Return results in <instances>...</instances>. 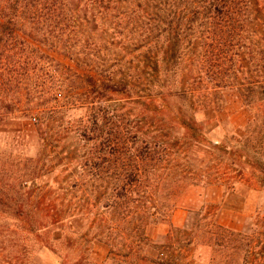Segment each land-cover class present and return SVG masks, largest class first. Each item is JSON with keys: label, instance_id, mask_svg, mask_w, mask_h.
Returning a JSON list of instances; mask_svg holds the SVG:
<instances>
[{"label": "trees", "instance_id": "16d2710c", "mask_svg": "<svg viewBox=\"0 0 264 264\" xmlns=\"http://www.w3.org/2000/svg\"><path fill=\"white\" fill-rule=\"evenodd\" d=\"M263 89L264 0H0V264H96L95 242L103 264H201L203 247L264 264V210L235 231L184 203L224 166L235 191L242 158L264 187ZM228 90L253 117L214 143L201 116ZM180 207L195 223L160 247Z\"/></svg>", "mask_w": 264, "mask_h": 264}, {"label": "rangeland", "instance_id": "374dc122", "mask_svg": "<svg viewBox=\"0 0 264 264\" xmlns=\"http://www.w3.org/2000/svg\"><path fill=\"white\" fill-rule=\"evenodd\" d=\"M225 96L226 103L222 110H209L204 112L201 116V119L209 124L207 130L208 138L214 143H219L226 136L229 138L231 136H243L247 124L253 117L252 107L244 101L243 97L237 90H228L225 92ZM259 96L260 99L264 98V89L259 92ZM8 136L9 135L6 133H0V153L5 152L7 149L6 154L9 155L10 149L5 145ZM240 162L244 167V176L235 186V191L226 192L225 180L233 175L230 174L228 166H224L228 172L226 171V173L223 174L221 184L206 188H192L186 195L184 200L185 205L193 210H199L204 206V214L206 213L208 217H212L214 220L224 225V222L237 221V216L229 213L231 209L225 201L226 195L237 193L245 200L244 213L239 217L243 230L250 217L254 216L257 211L264 210V187L260 185L262 176L259 173L253 174L250 171L245 170L246 167L243 163L245 161L240 159ZM48 180L49 179L47 178L43 181L45 182ZM210 192L211 195H214L219 199L218 203L210 201ZM57 207L59 208L60 206ZM45 208H49V206H45ZM178 222H181V224L177 225ZM192 223H195V221L193 220L191 213H189L184 207H180L174 211L169 220L161 222L151 229V238L160 247L167 245L169 243L168 234L171 232L172 225L184 228L185 226H190ZM71 225L74 229L80 230L86 225V221L77 217L71 220ZM108 250V246L104 243L95 242L91 261L96 264H103L106 260ZM161 251L162 249H159V251L151 249L150 253L157 255ZM212 254L210 248H197L193 253V259L201 264H208ZM44 259L54 263L56 262V260L51 257H45ZM189 264H192V262Z\"/></svg>", "mask_w": 264, "mask_h": 264}, {"label": "crops", "instance_id": "0c3cea01", "mask_svg": "<svg viewBox=\"0 0 264 264\" xmlns=\"http://www.w3.org/2000/svg\"><path fill=\"white\" fill-rule=\"evenodd\" d=\"M242 160H244V166L246 167L245 170L247 171H252L251 167L246 163V160L244 158H242ZM210 201H212L213 203H218L219 199L214 196L211 195L210 192ZM225 201L228 203V205L230 206V212L232 215H236L237 216V221L233 222V221H229V222H224L225 227L230 228L232 230L235 231H241L242 230V223L241 221H239V217L241 216V214L244 213V209H245V200L242 196H240L237 193H231L226 195ZM186 212V211H185ZM181 222H178L177 225H180ZM223 225V224H222Z\"/></svg>", "mask_w": 264, "mask_h": 264}]
</instances>
